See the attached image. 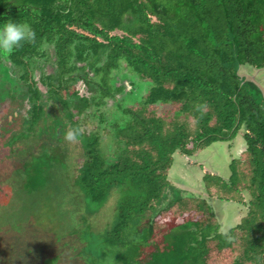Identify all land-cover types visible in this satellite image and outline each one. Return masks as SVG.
<instances>
[{
	"label": "trees",
	"instance_id": "obj_1",
	"mask_svg": "<svg viewBox=\"0 0 264 264\" xmlns=\"http://www.w3.org/2000/svg\"><path fill=\"white\" fill-rule=\"evenodd\" d=\"M9 19L29 23L36 33L35 44L9 56L15 72H22L27 89L22 100L31 108L21 119L22 132L4 145L13 151L20 140L39 139L31 163L24 166L33 191L67 162L60 143L68 124L81 127L74 111L88 114L126 92L123 102L134 100L135 90L114 84V71L125 63L135 77L132 82L129 76L130 87L150 85L138 107L119 103L129 120L116 126L113 158L105 157L100 133L85 131L79 138L84 156L73 187L85 200L84 221L120 194L111 227L96 240L91 236L84 248H127L123 264H213L221 254L233 258L230 264H264V93L240 75L244 66L264 70V0H0V27ZM46 44L54 46L58 62L55 74L41 78L47 95L31 69L35 59L49 57ZM88 69L99 79L91 78ZM77 70L80 75L74 76ZM7 71L0 63L4 79L15 85ZM80 82L86 94L77 88ZM5 92L4 87L1 100ZM49 101L59 105L67 123L56 115L49 124ZM205 102L203 114L194 111V105ZM157 104L177 106L174 116L149 110ZM241 131L247 157L233 161L238 170L227 186L239 199L222 194L226 186L211 185L215 175L204 176L211 198L239 204L245 193L249 198L242 222L219 233L222 225L211 205L182 196L169 175L176 152L194 157L215 143L234 141ZM158 224L172 227L159 237ZM238 237L244 245L235 255Z\"/></svg>",
	"mask_w": 264,
	"mask_h": 264
},
{
	"label": "rangeland",
	"instance_id": "obj_2",
	"mask_svg": "<svg viewBox=\"0 0 264 264\" xmlns=\"http://www.w3.org/2000/svg\"><path fill=\"white\" fill-rule=\"evenodd\" d=\"M44 50H49V57L35 59L31 69H33V78L37 86L47 95L48 88L42 83L41 78L45 75L55 74L58 71V62L53 45L46 44ZM0 63L8 70V77L17 81L18 85L15 84V89V85L10 84L9 79L5 80V77L0 73V264H123L121 258L122 256L126 257L127 248L123 250L121 247H107L106 250L99 249L96 252L90 251L88 247L84 248L87 242L93 240L91 236L95 235L94 240H96L98 234L111 227L112 221L115 219L120 194H115L110 198L98 214L89 217V222L84 221L85 200L78 188L73 187L76 169L84 156L79 140L69 143L64 139L60 143L61 147L66 149L67 162L63 163V168L60 167L52 170L51 174L48 173L50 179L45 182L46 186L43 185L35 191L30 189L29 177L24 166L31 163L33 151L39 145V139L33 135L29 140H20L13 151L4 145L14 133L19 134L24 129L21 118L12 119L14 113L26 118L31 105L27 100L23 103L24 100L21 99L23 98L21 93L27 90L24 82L20 80L22 72L18 70L15 72L16 67L11 64L7 55H0ZM101 64L102 62H100ZM88 73L91 78L99 79L91 69H88ZM73 75H80V71L77 70ZM240 75L245 77L246 81H251L247 77L255 78L264 89V70L258 71L244 66ZM129 76L131 77V72L126 68L125 63L122 64L120 70L112 73L116 86L126 85L128 92L135 90L134 100L131 99L124 103L123 100L128 97L126 92L119 94L115 101L105 100V104L93 107L88 111V114L77 115V112L74 111L75 119L80 122L86 132L101 134V149L107 158H113L117 152L114 137L116 126H124L129 120V117L119 109V103L123 102L124 108L138 107L150 90V85L146 82H140L141 86L135 83L136 88L130 87V82H134L133 78L135 77L132 76L133 78L131 77V81H129ZM1 84L7 91L11 90V94L17 99L15 103L1 100L4 90ZM77 88L83 94L87 93L82 82L78 83ZM20 106L22 108H18ZM48 109L52 111L49 124L52 123L56 115L60 119L63 117L62 120L66 123L68 122L67 118L62 115L63 111L59 109L58 104L49 101ZM176 109L177 106L157 104L150 106L149 110L159 116L170 118L174 116ZM102 115H104L103 119H101ZM9 118L12 122L10 124L8 123ZM1 126H3L2 129ZM69 128H71V123L67 125L66 132ZM3 132L4 134H2ZM238 146L239 141L236 143H215L194 157H187L181 152H176L169 175L172 185L176 186L178 190L180 189L179 192L182 196L195 200L196 204L202 200L211 205L222 225L219 233L226 234L242 222L248 213L246 203L249 198L245 195L246 193L243 195L244 204L233 201L221 202L218 196L211 198L206 193L204 176L215 175L217 178L214 181L209 180V183L211 185L221 184L219 185L221 189L226 186L227 192L222 194L233 200L239 199L235 195V191L227 187L230 182L235 180L230 181L233 172L238 170L237 161L240 156L247 157L245 152L242 155L237 153ZM19 147L25 149L20 151ZM41 149L37 150L36 155L42 151ZM235 160L237 161L233 165ZM244 178L242 177V179ZM220 179H223L227 185L220 183L222 181ZM176 189L175 191L178 192ZM222 194H220L221 197L224 196ZM169 227L158 224L156 226L159 230L158 236L161 237L163 230L169 229ZM204 231L207 232V229L205 228ZM178 237H184V235L180 234ZM238 238L239 240L234 246L233 254L235 255L239 254L241 246L244 245L242 239ZM218 259L213 261V264H230L233 261V258L229 260L223 254L220 255V258L218 256Z\"/></svg>",
	"mask_w": 264,
	"mask_h": 264
},
{
	"label": "clouds",
	"instance_id": "obj_3",
	"mask_svg": "<svg viewBox=\"0 0 264 264\" xmlns=\"http://www.w3.org/2000/svg\"><path fill=\"white\" fill-rule=\"evenodd\" d=\"M36 33L27 22H16L12 19L7 20L0 27V55L10 56L15 49L23 47L24 44H35ZM205 103L194 105V111L201 112L206 108ZM203 114V113H202ZM85 129L83 127H72L64 133V139L69 143L78 142L83 136Z\"/></svg>",
	"mask_w": 264,
	"mask_h": 264
},
{
	"label": "crops",
	"instance_id": "obj_4",
	"mask_svg": "<svg viewBox=\"0 0 264 264\" xmlns=\"http://www.w3.org/2000/svg\"><path fill=\"white\" fill-rule=\"evenodd\" d=\"M237 141H239V146H238V148H237V153L239 154V155H242L244 152H246V142H245V140H244V132L243 131H241V133L237 136V138L234 140V141H232L233 143H236ZM225 143H229V142H225ZM236 148V147H235ZM209 149V148H208ZM200 153H202V152H200ZM199 154V153H198ZM237 154V155H238ZM241 157V156H240Z\"/></svg>",
	"mask_w": 264,
	"mask_h": 264
},
{
	"label": "flooded vegetation",
	"instance_id": "obj_5",
	"mask_svg": "<svg viewBox=\"0 0 264 264\" xmlns=\"http://www.w3.org/2000/svg\"><path fill=\"white\" fill-rule=\"evenodd\" d=\"M22 99V98H21ZM3 100H9V102H11L12 104H13V102L15 103L16 102V98H15V96L14 95H12L11 94V90L9 91V93H6L5 92V96H4V99ZM18 108H22L21 106L20 107H18ZM24 118L23 117V115H19V114H17V113H14V115H13V117H12V119L14 118V119H16V118ZM13 119V120H14ZM11 119L9 118V120H8V123L10 124V123H12L11 121H10ZM2 127L3 126H1V129H2ZM2 134H4V132L2 133ZM13 134V133H12ZM12 134H11V136H12Z\"/></svg>",
	"mask_w": 264,
	"mask_h": 264
},
{
	"label": "water",
	"instance_id": "obj_6",
	"mask_svg": "<svg viewBox=\"0 0 264 264\" xmlns=\"http://www.w3.org/2000/svg\"><path fill=\"white\" fill-rule=\"evenodd\" d=\"M258 71H261V70H258ZM241 76H242V75H241ZM247 78H248L249 80L253 81L256 85H258V86L261 88V90L263 91V93H264V89H263V87H261V85L257 83V81H256L255 78H252V77H247Z\"/></svg>",
	"mask_w": 264,
	"mask_h": 264
}]
</instances>
